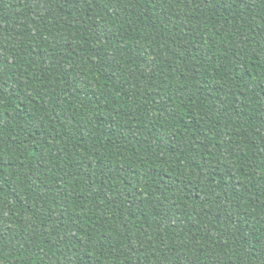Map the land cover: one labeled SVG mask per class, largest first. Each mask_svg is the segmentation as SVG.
<instances>
[{
	"label": "trees",
	"instance_id": "16d2710c",
	"mask_svg": "<svg viewBox=\"0 0 264 264\" xmlns=\"http://www.w3.org/2000/svg\"><path fill=\"white\" fill-rule=\"evenodd\" d=\"M0 264H264V0H0Z\"/></svg>",
	"mask_w": 264,
	"mask_h": 264
}]
</instances>
